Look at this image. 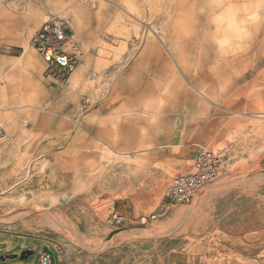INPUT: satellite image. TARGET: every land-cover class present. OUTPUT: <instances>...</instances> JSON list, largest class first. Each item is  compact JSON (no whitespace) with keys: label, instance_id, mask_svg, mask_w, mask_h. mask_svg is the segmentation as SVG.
<instances>
[{"label":"rangeland","instance_id":"374dc122","mask_svg":"<svg viewBox=\"0 0 264 264\" xmlns=\"http://www.w3.org/2000/svg\"><path fill=\"white\" fill-rule=\"evenodd\" d=\"M68 4L81 12L78 30L64 17L85 75L70 89V154L62 145L49 168L35 135L18 132L36 111L19 110L49 108L36 101L43 63L29 39ZM0 10V59L22 52L23 36L37 64H0V115H9L0 116V256L35 246L0 264H38L43 246L53 264H264V0H0ZM223 13L236 23L225 39ZM87 96L95 103L82 113ZM144 102L161 113L126 111ZM89 111L112 114V123L101 117V131L89 130ZM144 120L156 138L115 145L131 130L143 135ZM203 148L223 157V172L163 212L166 184Z\"/></svg>","mask_w":264,"mask_h":264},{"label":"crops","instance_id":"0c3cea01","mask_svg":"<svg viewBox=\"0 0 264 264\" xmlns=\"http://www.w3.org/2000/svg\"><path fill=\"white\" fill-rule=\"evenodd\" d=\"M67 8H63V6H60L57 8V10H63L64 12H71L70 10V4L67 5ZM80 20H81V12L79 8L77 9ZM38 11H36L37 13ZM1 14V10H0ZM27 15V12L25 13ZM24 14V15H25ZM29 16V14L27 15ZM26 16V17H27ZM70 16V15H69ZM180 16V15H179ZM175 19L182 20L183 17H176ZM177 27V25H176ZM179 28L185 27L184 23L178 24ZM21 40H18L16 42L20 43L23 46V51L20 52L18 55H9L7 59H0V64H6V62H9L10 65H17L19 68H31L36 69V59L32 53V51L29 48V44L26 41V39L22 36L20 37ZM28 44V45H27ZM22 53V54H21ZM17 59V60H16ZM84 65L78 66L76 70L71 74V77L68 78L65 85H61L57 82H51L44 77L42 73V82L44 85V91L40 98H38L36 101L45 103L47 105L49 103V108L47 106L42 109L41 111L37 109H32L30 107L20 109L19 111H36V113H31L28 119V122L26 121L25 124H21L18 126V132L20 133V136L23 132H29L33 133L35 135V139L33 142V147L35 148V152L40 153L42 158L41 160H46L48 163L49 168L56 166L57 167V157L59 153L61 152L59 149L62 148V145H66V153L67 155L70 154V128L73 127L74 121H75V115L76 113L74 111H70V89L72 88V85L77 84L80 82V80L83 79V75H85V69ZM0 81L2 80V75H0ZM76 78V79H75ZM71 79V81H70ZM80 79V80H79ZM76 80V81H75ZM78 81V82H77ZM5 89L6 86L0 84V111L3 110L1 107L3 103L6 100L5 96ZM13 102L16 101H22L23 96L19 95L17 99H10ZM142 107H138L137 109H130L127 108L126 111H136L143 114L144 117H156L161 112L156 111H144L145 102L141 104ZM112 114L104 113V111H95L93 113L92 111H89L88 113L84 114L82 116L83 126L87 125V128L89 130H97L101 131V128L99 127V122H105L108 126L112 123L110 122L108 116H111ZM1 119L4 123H8V117L9 115L7 113H1ZM101 117L103 119L101 120ZM27 119V118H26ZM96 121V123H91V121ZM98 120V121H97ZM122 127H124L125 122L121 121L119 122ZM129 123V120L126 124ZM143 126H146V131H144L143 135H139L142 132L139 129L131 130L134 131V134L130 135H124L126 139V143L118 141L116 136L115 145L120 146L122 149H137L140 146V142L143 140H149L153 139L156 135L152 131V126L148 120H144ZM149 127H151L149 129ZM127 128V131H129L130 128L124 127L121 128V130ZM149 129V130H148ZM137 134V135H136ZM155 135V136H154ZM121 137V136H120ZM119 137V138H120ZM156 138V137H155ZM15 143H17L14 140ZM139 142V143H138ZM129 143H135L128 145ZM41 149L38 151V149ZM55 167V168H56ZM54 168V169H55ZM34 246V245H33ZM33 246H26L27 248H32ZM44 247V246H43ZM10 264H22L21 262L15 261ZM28 264V263H26Z\"/></svg>","mask_w":264,"mask_h":264},{"label":"built area","instance_id":"2783aa9c","mask_svg":"<svg viewBox=\"0 0 264 264\" xmlns=\"http://www.w3.org/2000/svg\"><path fill=\"white\" fill-rule=\"evenodd\" d=\"M29 42L42 60L44 77L59 84L65 83L74 72L81 55L75 44L70 22L58 13H50L31 35ZM94 103L88 96L83 98L81 112L90 110ZM223 170V157L203 148L193 159L189 169L176 174L166 184L163 190V212L169 206L189 203L198 191L215 181ZM155 216L153 214L152 218ZM109 222L119 226L121 217L113 215ZM33 248L34 246L31 249ZM53 261L48 252L43 249L40 251L38 264H53Z\"/></svg>","mask_w":264,"mask_h":264},{"label":"bare ground","instance_id":"6f19581e","mask_svg":"<svg viewBox=\"0 0 264 264\" xmlns=\"http://www.w3.org/2000/svg\"><path fill=\"white\" fill-rule=\"evenodd\" d=\"M24 1V4L26 6H28L29 4V0H23ZM67 3V2H66ZM61 8V7H60ZM64 8V6H63ZM61 15L63 16H67V15H70L71 19L73 20V28L74 30H78L79 28V25L81 24V20H80V17H79V14H78V11L77 9H72L71 12H64L63 10H59L58 11ZM236 25V23H234L232 21V17H230L227 13H223L221 14L219 17H218V25H219V31H221V34L222 36L224 37V39L227 37V34H225L226 32H231L232 33V25ZM241 29V28H240ZM223 42H225V40H222ZM28 45V44H27ZM22 54V53H21ZM17 60V59H16ZM72 78V76H70ZM1 78V77H0ZM74 78H72L73 80ZM76 79V78H75ZM80 80V79H79ZM71 81V79H70ZM76 81V80H75ZM78 82V81H77ZM138 111V110H136ZM3 137H1L0 139H3ZM133 171V170H132Z\"/></svg>","mask_w":264,"mask_h":264},{"label":"water","instance_id":"95a60500","mask_svg":"<svg viewBox=\"0 0 264 264\" xmlns=\"http://www.w3.org/2000/svg\"><path fill=\"white\" fill-rule=\"evenodd\" d=\"M43 250L48 252L51 257H52V260L53 259V253L50 249H48L46 246L43 247ZM33 253V250L32 249H23L22 251H20L19 254L17 253H14V254H11V255H1L0 256V261H3L5 260L6 258H18L19 260H25L27 259L31 254Z\"/></svg>","mask_w":264,"mask_h":264},{"label":"flooded vegetation","instance_id":"af4514ba","mask_svg":"<svg viewBox=\"0 0 264 264\" xmlns=\"http://www.w3.org/2000/svg\"><path fill=\"white\" fill-rule=\"evenodd\" d=\"M26 248H27L26 246H24V247H23V249H26ZM23 249H22V250H23ZM34 249H35V246H34V248H33L32 250L34 251ZM22 250H20V251H22ZM20 251H19V252H17V254H19V253H20Z\"/></svg>","mask_w":264,"mask_h":264}]
</instances>
